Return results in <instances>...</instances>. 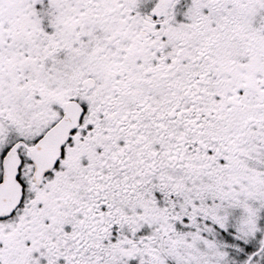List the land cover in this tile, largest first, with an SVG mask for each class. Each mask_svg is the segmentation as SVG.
<instances>
[{"label": "flooded vegetation", "instance_id": "af4514ba", "mask_svg": "<svg viewBox=\"0 0 264 264\" xmlns=\"http://www.w3.org/2000/svg\"><path fill=\"white\" fill-rule=\"evenodd\" d=\"M0 85V181L15 147L22 187L0 264H103L119 241L134 261L169 260L184 218L214 254L264 264V0H0ZM68 103L76 126L37 183L30 150ZM48 108V128L26 133ZM219 181L263 196L185 189Z\"/></svg>", "mask_w": 264, "mask_h": 264}, {"label": "rangeland", "instance_id": "374dc122", "mask_svg": "<svg viewBox=\"0 0 264 264\" xmlns=\"http://www.w3.org/2000/svg\"><path fill=\"white\" fill-rule=\"evenodd\" d=\"M1 86V85H0ZM16 105V103H14ZM26 109L19 108L20 112L25 111ZM27 111L23 112L24 114ZM46 113L43 115H40V118L32 119L30 118V125L26 129V133H28L30 136L37 134L39 132V127L47 126L53 121V118L55 116V112L53 109H46ZM14 115V114H13ZM27 114L23 115L25 117ZM28 118V117H27ZM46 127V128H47ZM4 153V148L0 146V159ZM253 179L252 177H248ZM236 182V181H235ZM202 184L204 185V182L202 181ZM248 186L246 183H234L235 188L239 191L235 196L243 199L248 198H258L262 197L261 192H258V190L253 188V182L248 181ZM201 183L198 182H192L190 184H187L185 182V189L188 190L190 193H192V197L194 199H197L199 197L200 193H206V194H217L222 197H229L232 196V192L237 191L236 189H229L228 184L226 182H216L214 184H210L208 186H202L199 187ZM261 195V196H260ZM192 199V198H191ZM190 199V200H191ZM198 207L200 205H197ZM222 206V205H220ZM220 208V207H219ZM253 211L252 210H246L248 215V218L246 219L245 226L247 228H242L245 233L247 232H254L256 228V221L253 219L255 210L258 212V206L253 205ZM224 210L223 208L220 209ZM254 212V213H253ZM199 221V219H196ZM193 225L188 222L187 218H184L183 221L180 222L179 228L183 229L185 232V235L174 237L173 239L174 243L170 244L171 241H169L167 244H170L169 247H167V253L171 256L169 260H165L164 257L162 258L159 256V253L154 252L152 249V258H156L157 260H149L145 259L144 264H236L233 262V259L231 257V253L235 248L231 247H219L216 248L217 252L215 254L218 255L215 260V254L214 249L212 248L211 251L209 248L202 243V241L199 239L200 229H201V223L197 222ZM240 225V224H239ZM166 244V243H165ZM137 254L138 251H136ZM134 252H132L127 246H125V243L123 241H119L115 245H110L109 248V259L107 262L103 264H143V262L137 261L133 257ZM57 254L53 253V256H51L49 253L40 251L38 254L34 255L33 259H24L20 260L18 258L13 257H7L3 261L2 264H57L58 262L51 261L56 257ZM57 258V257H56ZM139 262V263H138Z\"/></svg>", "mask_w": 264, "mask_h": 264}, {"label": "water", "instance_id": "95a60500", "mask_svg": "<svg viewBox=\"0 0 264 264\" xmlns=\"http://www.w3.org/2000/svg\"><path fill=\"white\" fill-rule=\"evenodd\" d=\"M71 105L66 106L62 121L49 129L30 150L34 164V180L38 183L51 170L60 156V151L69 133L76 125ZM3 176L0 182V218H6L17 208L22 197V187L17 181L19 158L15 147L10 149L2 161Z\"/></svg>", "mask_w": 264, "mask_h": 264}]
</instances>
